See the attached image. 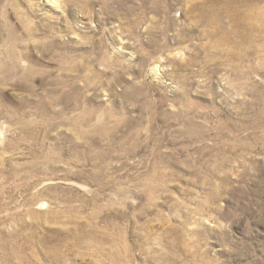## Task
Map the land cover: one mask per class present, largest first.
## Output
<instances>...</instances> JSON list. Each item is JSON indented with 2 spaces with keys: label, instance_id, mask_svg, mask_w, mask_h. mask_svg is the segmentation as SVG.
Returning <instances> with one entry per match:
<instances>
[{
  "label": "rangeland",
  "instance_id": "obj_1",
  "mask_svg": "<svg viewBox=\"0 0 264 264\" xmlns=\"http://www.w3.org/2000/svg\"><path fill=\"white\" fill-rule=\"evenodd\" d=\"M196 1L0 0L1 60L11 26L36 40L29 81L0 73V264H264L262 132L218 64L226 1Z\"/></svg>",
  "mask_w": 264,
  "mask_h": 264
},
{
  "label": "bare ground",
  "instance_id": "obj_2",
  "mask_svg": "<svg viewBox=\"0 0 264 264\" xmlns=\"http://www.w3.org/2000/svg\"><path fill=\"white\" fill-rule=\"evenodd\" d=\"M14 1V0H13ZM141 1V0H140ZM151 1V0H150ZM189 1V0H188ZM199 1V0H198ZM205 1V0H204ZM203 1V2H204ZM213 1V0H212ZM225 7L223 6V8L220 7L219 3H217L218 7H220L219 9H221V12L224 13V15H226L228 17V23L226 22H221L222 20L220 19V22L218 21H214L213 23L219 24V28H221L222 32L224 34H222V42L231 44L233 47V49L237 50L236 52H228L226 55H224V59H222V61H220V63L216 62L219 60H215L216 63L218 64H223L227 67V70L232 74L235 75L234 77H236V81L233 82V80L231 81L232 83H230V86H232V88L237 89L239 92H246L245 94H249L251 95V101L249 103V109L254 111V115H253V121L251 124V129L252 131L254 130V128L256 127V130L261 131L262 136H259V140L260 141H264V5L261 7L258 3L256 2H260L262 0H225ZM10 2V1H9ZM190 2H197L196 0H190ZM211 2V1H209ZM207 2V3H209ZM217 2V1H214ZM219 2V1H218ZM224 2V1H223ZM222 2V3H223ZM11 3V2H10ZM14 3V2H13ZM12 3V4H13ZM193 3V4H194ZM205 3V2H204ZM16 4V2H15ZM146 4V3H145ZM189 4V3H188ZM224 4V3H223ZM222 4V5H223ZM235 4V6H234ZM1 5V4H0ZM104 5V4H103ZM166 5V4H165ZM190 5V4H189ZM192 5V3H191ZM215 5V4H214ZM162 6V5H161ZM159 6V7H161ZM199 6V5H198ZM234 6V7H233ZM166 7V6H165ZM197 7V6H195ZM210 7V6H208ZM199 8V7H197ZM203 8V7H202ZM206 8V5H205ZM187 9V8H186ZM207 9V8H206ZM205 9V10H206ZM210 9V8H209ZM214 9V7H213ZM212 9V10H213ZM216 9V8H215ZM2 10V9H0ZM165 10V9H164ZM193 10V9H191ZM196 10V8H195ZM202 10V9H201ZM201 10H199L201 12ZM189 11V10H188ZM194 11V10H193ZM211 11V9H210ZM216 11V10H215ZM163 12V11H162ZM204 12V11H203ZM212 12V11H211ZM214 12V10H213ZM3 13V12H2ZM1 13V14H2ZM6 13V12H5ZM194 13V12H193ZM206 13V11H205ZM204 13V15H205ZM217 13V12H216ZM213 14V13H212ZM3 16H0L2 21L4 24L7 23V17L2 14ZM203 15V13H202ZM209 15V14H207ZM223 15V16H224ZM199 16V15H198ZM201 16V14H200ZM213 16V15H212ZM211 16V17H212ZM222 16V17H223ZM209 17V16H208ZM215 17V15H214ZM204 18V17H203ZM210 18V17H209ZM0 19V20H1ZM202 19V18H201ZM200 19V20H201ZM205 19V18H204ZM203 19V20H204ZM224 19V17L222 18ZM22 20V19H21ZM199 20V22H201ZM208 20V19H207ZM214 19L212 18L211 21H213ZM217 20V19H216ZM23 22V21H22ZM21 22V23H22ZM135 22V21H134ZM210 22V21H209ZM2 23V26H0L2 29L4 27ZM132 23V21H131ZM205 23V22H204ZM203 23V24H204ZM201 24V23H200ZM200 24H198L200 26ZM207 24V23H206ZM9 25V22H8ZM7 25V27H8ZM25 25V24H24ZM29 25V24H28ZM205 25V24H204ZM211 26L213 24L208 23V26ZM198 26V27H199ZM207 26V27H208ZM215 26V24H214ZM6 27V25H5ZM24 27V26H23ZM22 27V28H23ZM30 27V26H29ZM215 26V30H216ZM13 27L11 26V28H9L8 32H9V42L12 43V48L11 50H9L7 52V60L6 61H2L0 58V71L2 69V71L5 72H10V74H13L15 76H17L18 78L22 79V80H28L31 79L34 75V69L32 68H25L24 64L27 62H29V60L33 57L29 56L28 53L25 50L31 49L32 47H35V41L33 43L30 42L29 39H20V37L18 36V34H16L17 32H14ZM33 29V28H32ZM6 30V29H5ZM211 31V30H210ZM209 31V32H210ZM213 31V30H212ZM216 32V31H215ZM214 32V33H215ZM218 32V31H217ZM23 33V32H22ZM220 33V34H219ZM217 35H221V32H219ZM32 34V32L29 30L27 31L26 35L29 36V38L31 37L30 35ZM210 34V33H209ZM216 34V33H215ZM23 35V34H22ZM211 35V34H210ZM2 36V35H1ZM25 36V35H24ZM26 36V37H28ZM215 36V35H214ZM23 37V36H22ZM212 37V36H211ZM221 37V36H220ZM219 37V38H220ZM6 38V37H5ZM25 38V37H24ZM218 38V39H219ZM4 40V39H3ZM221 40V39H220ZM6 41V40H5ZM7 43V42H6ZM221 43V41H220ZM220 43L218 45H220ZM223 45V44H222ZM227 45V44H224ZM256 45H258V47H256ZM229 46V45H228ZM227 46V47H228ZM213 47V46H212ZM216 47V45L214 46ZM9 48V49H10ZM57 48V47H56ZM55 48V49H56ZM217 48V47H216ZM229 48V47H228ZM227 48V49H228ZM33 49V48H32ZM58 49V48H57ZM154 49V48H153ZM49 50V49H48ZM52 50V49H50ZM60 50V49H59ZM158 50V49H157ZM30 51V50H29ZM153 51V50H152ZM229 51V50H228ZM223 52V51H222ZM53 53V52H52ZM150 53V52H149ZM2 54V52L0 53ZM218 55H220L219 58H222V54L221 53H217ZM5 55V54H4ZM3 55V56H4ZM150 55V54H149ZM254 55V58L256 60H254L252 58V56ZM2 57V56H1ZM145 57V56H144ZM151 57V56H150ZM158 57V56H157ZM70 59V57H68ZM148 58V56H147ZM146 58V59H147ZM252 58V59H251ZM34 59V58H33ZM152 59V58H151ZM218 59V58H217ZM61 62H63L64 66H68L69 64V60L65 59L63 56H61L60 58ZM72 60V59H71ZM154 60V59H153ZM37 62V61H36ZM74 63V62H73ZM72 63V64H73ZM74 65V64H73ZM218 66V65H217ZM220 66V65H219ZM77 67V66H75ZM66 68V67H65ZM69 68H71L69 66ZM75 69V68H74ZM218 69V67H217ZM214 70V73H218L220 69L218 70ZM73 70V69H70ZM2 71L0 73H2ZM69 72V71H68ZM64 73V72H63ZM69 74V73H68ZM71 74V73H70ZM74 74V73H73ZM256 75L262 76V80L260 81H256L255 77ZM16 77V78H17ZM14 78V76H13ZM3 79V78H2ZM19 79V80H20ZM233 79V78H232ZM230 80V79H229ZM235 80V79H234ZM258 80V79H257ZM21 81V80H20ZM23 81V82H25ZM74 82V81H73ZM73 84V83H71ZM69 85V84H68ZM72 88V87H71ZM229 88V87H228ZM60 89V88H59ZM73 89V88H72ZM136 89V88H135ZM55 92V91H54ZM63 93V91H62ZM61 93V94H62ZM65 93V92H64ZM63 93V94H64ZM72 93V92H71ZM238 93V92H237ZM243 93V94H244ZM73 95V94H71ZM69 96V95H68ZM70 97V96H69ZM189 100V99H188ZM191 101V100H190ZM189 103V101H188ZM192 103V102H191ZM212 103V102H211ZM51 104V103H50ZM193 104V103H192ZM192 104H188L189 105V109H198L196 108V105H192ZM197 104V103H196ZM78 105V104H77ZM213 106V105H212ZM188 107V106H187ZM201 107V106H200ZM195 110V111H196ZM84 113V112H83ZM96 115V114H95ZM80 116V115H79ZM83 120L87 122V119H89L91 116V111H86L83 115ZM80 116V117H81ZM77 117V116H76ZM75 117V118H76ZM79 117V118H80ZM154 118V117H153ZM74 120V119H73ZM91 120V119H90ZM89 120V121H90ZM92 121V120H91ZM101 121V120H100ZM73 122V121H72ZM76 124H77V120H75ZM119 122V121H118ZM97 123V122H96ZM99 123V122H98ZM97 123V124H98ZM107 123V122H106ZM105 123V124H106ZM74 124V123H73ZM81 124V123H80ZM84 124V123H83ZM96 124V125H97ZM95 125V126H96ZM100 125V124H99ZM120 125V124H119ZM122 125V124H121ZM74 126V125H73ZM76 126V125H75ZM80 126V125H78ZM94 126V127H95ZM114 126V125H113ZM96 128V127H95ZM109 128V127H108ZM243 128H247L249 129L250 126H245V123L243 124ZM76 129V128H75ZM111 132V131H110ZM26 133V132H25ZM106 134V133H105ZM83 136V135H82ZM85 137V136H84ZM86 138V137H85ZM81 140V139H80ZM220 142V141H218ZM216 142V143H218ZM222 143V142H221ZM225 143V142H224ZM223 143V144H224ZM88 144V143H87ZM84 145V144H83ZM214 145V144H213ZM216 145H219L216 144ZM88 146V145H87ZM224 147V146H223ZM84 148V147H83ZM220 148V146H219ZM90 149V148H89ZM123 149V148H122ZM84 150V149H83ZM255 150V146L251 141H246L245 143L242 142H233L230 145V151L234 154L238 153L239 151H245V152H252ZM88 152V151H87ZM221 152V151H220ZM82 153V152H81ZM84 153V152H83ZM91 153V152H90ZM88 154V153H87ZM86 154V155H87ZM221 154V153H220ZM85 155V154H84ZM86 158V156H85ZM88 158V157H87ZM86 158V159H87ZM162 158V157H161ZM166 158V157H165ZM160 160V159H159ZM166 160V159H165ZM156 161V160H155ZM217 163V161H216ZM215 164V163H214ZM216 165V164H215ZM221 165V164H220ZM155 166V165H154ZM173 166V165H172ZM17 166H15L16 168ZM162 168V167H161ZM165 170V169H164ZM162 170H155L153 172L152 178H158L161 180V178H163V176H161L160 172ZM167 171V170H166ZM161 173H164L161 172ZM214 173V171H213ZM168 174V173H166ZM207 174V173H206ZM163 175V174H162ZM215 175V174H214ZM159 180V181H160ZM165 180V179H164ZM158 183V182H157ZM149 184L146 185L145 188L148 189L149 191H155L158 190L159 188H165V184L164 182L160 183V184ZM146 184V183H145ZM216 187V186H215ZM219 188V187H218ZM218 199L217 194L211 193L207 196V200L206 202L210 203L213 201H216ZM119 216H121L119 214ZM120 218V217H119ZM121 218H123V216H121ZM121 242L120 246H117V244L112 243L111 244V256H109L111 258V262L113 263H117L120 258H121V250L124 254H128L130 249L127 243V240H125L124 238L119 237L118 239ZM111 241V240H110ZM6 263V262H5Z\"/></svg>",
  "mask_w": 264,
  "mask_h": 264
}]
</instances>
